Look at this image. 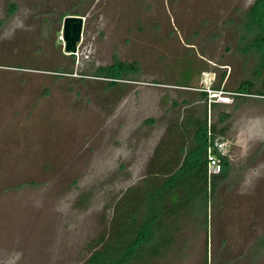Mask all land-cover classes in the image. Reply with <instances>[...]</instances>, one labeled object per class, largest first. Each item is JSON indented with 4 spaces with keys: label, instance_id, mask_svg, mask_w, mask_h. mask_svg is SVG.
I'll use <instances>...</instances> for the list:
<instances>
[{
    "label": "rangeland",
    "instance_id": "rangeland-1",
    "mask_svg": "<svg viewBox=\"0 0 264 264\" xmlns=\"http://www.w3.org/2000/svg\"><path fill=\"white\" fill-rule=\"evenodd\" d=\"M257 2L0 0V264H89L168 128L205 108L228 142L210 201L129 264H264ZM66 16L85 18L75 55Z\"/></svg>",
    "mask_w": 264,
    "mask_h": 264
},
{
    "label": "trees",
    "instance_id": "trees-1",
    "mask_svg": "<svg viewBox=\"0 0 264 264\" xmlns=\"http://www.w3.org/2000/svg\"><path fill=\"white\" fill-rule=\"evenodd\" d=\"M246 26L258 31L255 48L262 46L263 2L251 9ZM206 113L207 108L201 119L191 112L183 122L168 128L143 184L127 189L116 203L111 227L96 240L101 249L92 253L89 264H129L159 257L176 241L182 222L207 207L209 192L221 174L208 175V138L217 135Z\"/></svg>",
    "mask_w": 264,
    "mask_h": 264
},
{
    "label": "water",
    "instance_id": "water-1",
    "mask_svg": "<svg viewBox=\"0 0 264 264\" xmlns=\"http://www.w3.org/2000/svg\"><path fill=\"white\" fill-rule=\"evenodd\" d=\"M85 18L82 16H66L63 22V42L65 52L75 55L82 41Z\"/></svg>",
    "mask_w": 264,
    "mask_h": 264
},
{
    "label": "built area",
    "instance_id": "built-area-1",
    "mask_svg": "<svg viewBox=\"0 0 264 264\" xmlns=\"http://www.w3.org/2000/svg\"><path fill=\"white\" fill-rule=\"evenodd\" d=\"M227 150L228 142L226 140L213 138L209 134L207 149L209 178L222 172L223 160L226 158Z\"/></svg>",
    "mask_w": 264,
    "mask_h": 264
}]
</instances>
